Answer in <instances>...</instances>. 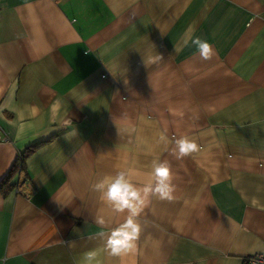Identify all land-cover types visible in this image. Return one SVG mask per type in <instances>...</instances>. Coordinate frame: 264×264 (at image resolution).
I'll list each match as a JSON object with an SVG mask.
<instances>
[{
	"label": "crops",
	"instance_id": "crops-1",
	"mask_svg": "<svg viewBox=\"0 0 264 264\" xmlns=\"http://www.w3.org/2000/svg\"><path fill=\"white\" fill-rule=\"evenodd\" d=\"M183 136L200 150L177 159ZM154 159L170 163L175 199L153 197L136 252L110 256L95 217L124 216L92 185L120 170L143 185ZM11 171L0 264L264 252V0H0V181Z\"/></svg>",
	"mask_w": 264,
	"mask_h": 264
},
{
	"label": "clouds",
	"instance_id": "clouds-1",
	"mask_svg": "<svg viewBox=\"0 0 264 264\" xmlns=\"http://www.w3.org/2000/svg\"><path fill=\"white\" fill-rule=\"evenodd\" d=\"M202 60H210L215 55L213 46L199 37L191 40ZM77 134L76 130L73 135ZM66 139H69L66 134ZM166 141L165 135L160 136ZM200 150L198 143L187 136L174 141L173 155L177 159L191 156ZM150 179L138 185L127 170H120L115 175L105 176L92 185V190L100 193L101 200L116 214L124 216L122 222L111 226L103 215L95 217L100 227L96 237L103 242L104 250L113 257H124L134 254L141 234L139 217L153 197L162 201L175 199L176 185L173 172L167 160L154 159L149 173ZM97 258L95 250L83 254V264H93Z\"/></svg>",
	"mask_w": 264,
	"mask_h": 264
},
{
	"label": "trees",
	"instance_id": "trees-1",
	"mask_svg": "<svg viewBox=\"0 0 264 264\" xmlns=\"http://www.w3.org/2000/svg\"><path fill=\"white\" fill-rule=\"evenodd\" d=\"M35 146H32L30 148H28L26 150V154L30 153L32 151V149ZM25 155V154H24ZM17 166L21 169L23 167V163H22V156L19 158ZM11 173H8L1 181H0V194H4L5 192H7V190L9 189V187L11 186L10 184V179H11Z\"/></svg>",
	"mask_w": 264,
	"mask_h": 264
},
{
	"label": "built area",
	"instance_id": "built-area-1",
	"mask_svg": "<svg viewBox=\"0 0 264 264\" xmlns=\"http://www.w3.org/2000/svg\"><path fill=\"white\" fill-rule=\"evenodd\" d=\"M243 264H264V252H256L242 258Z\"/></svg>",
	"mask_w": 264,
	"mask_h": 264
}]
</instances>
